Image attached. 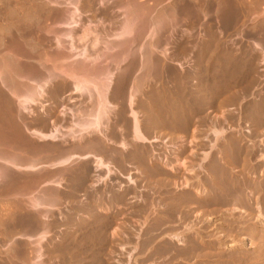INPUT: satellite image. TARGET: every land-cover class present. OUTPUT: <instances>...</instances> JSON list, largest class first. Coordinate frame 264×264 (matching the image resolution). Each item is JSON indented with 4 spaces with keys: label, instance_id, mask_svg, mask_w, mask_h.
I'll use <instances>...</instances> for the list:
<instances>
[{
    "label": "rangeland",
    "instance_id": "374dc122",
    "mask_svg": "<svg viewBox=\"0 0 264 264\" xmlns=\"http://www.w3.org/2000/svg\"><path fill=\"white\" fill-rule=\"evenodd\" d=\"M75 10L76 24L70 20ZM129 13L134 15L135 24L131 38L119 42L116 53L107 50L94 67L82 66L99 75L113 66V61H119L117 57L136 50L150 20L159 21L151 39L144 40L145 45L155 42L152 57L159 60V65L151 70L148 81L145 69L133 71L135 74L131 71L129 78L146 80L133 109L139 112L142 129L147 130L145 136L158 137L160 143L131 141L126 126H129L127 109L120 106L124 103L118 95V101L112 102L115 105L120 101L116 106L120 108L121 118L115 125L123 126L122 135L128 148L125 151L117 146L113 149V145L108 148L113 150L110 152L116 151L117 159L112 163L117 171L124 177L129 175L135 181L133 185L115 174L111 183L92 188L96 182L88 177L91 173L80 183L65 173L74 167L50 170L47 165L42 166L45 173L66 174L59 189L62 199L59 215L53 211L54 218L60 216L61 221L43 222L60 223L62 229L52 227L53 236L46 254H50L49 260L45 258L43 264H264V226H260L264 219V0H0V43L7 45L6 51L20 56L23 44L18 40L19 35L38 25V46L40 52L47 53L43 55L42 65L51 70L54 58L58 62L63 58L67 70L75 61L70 58L84 47L83 41L87 40L86 47L91 45V36H96L98 41L116 43L114 35L125 20L123 14L130 18ZM68 32L77 50L73 55L68 50L70 40L62 38ZM56 37H61L59 46L53 42ZM78 58L74 59L80 61ZM19 63L27 75H45L36 63ZM125 68L126 64H120L116 78L125 75ZM55 72L58 75L55 87L49 89L38 105L30 107L31 114L23 119L30 129H37L36 120L43 116L51 121L50 127L54 121L64 132L70 123V112L76 109L79 112L87 106L85 98L80 99L69 89L71 80L65 73ZM130 80L125 87L131 85ZM32 82L30 86L34 85ZM11 100L16 103L15 99ZM217 129L223 133L213 138L211 132ZM116 139L117 144L119 138ZM179 164L187 167L185 171ZM184 177L190 187L178 190L177 184ZM46 188L55 190L53 186ZM33 189L37 190L38 186ZM33 189H26L24 197L19 196L17 202L12 199L13 204L8 201L10 194L0 190L3 193L0 194V264H6V260L8 264H38L34 257H25L29 241L19 238L21 231L8 236L4 233L5 223L11 219L12 223L18 222L22 219L20 215L25 218L32 211L26 202ZM16 204L19 209L12 207ZM234 207L238 210L232 211ZM186 224L196 230L182 234V246L165 236L182 233ZM57 239L67 245L65 252L58 253L59 257L53 250L50 252ZM231 243L238 246L224 248ZM9 244L23 250L19 251L20 259L18 256L17 260L11 259L7 252Z\"/></svg>",
    "mask_w": 264,
    "mask_h": 264
},
{
    "label": "bare ground",
    "instance_id": "6f19581e",
    "mask_svg": "<svg viewBox=\"0 0 264 264\" xmlns=\"http://www.w3.org/2000/svg\"><path fill=\"white\" fill-rule=\"evenodd\" d=\"M77 2H78V0H77ZM76 5L77 4L75 2L74 7ZM76 7H75V9H76ZM128 10H126V11H128ZM75 11L71 15L70 20H71V23L74 22L76 24L75 13H77V11L76 12ZM133 11H131V12L133 13ZM124 14H123V16L125 17V20L123 19L124 21L119 25L118 31L114 35V39H116V43H113L112 41H111V43H110V41L109 42L108 41H98V38L93 35V36H91V38L93 37L92 38L93 42L91 41V43H90L91 45L86 47L87 40L85 42V40L83 41L81 39V41H83L85 43V45L77 53H79L78 55H79V58H81L82 62H81V60L80 61L79 60L74 61V58L75 57L78 58V55L76 54V51H77L76 47H74V43H73L74 40H72V39H71L72 41L70 40V38L72 36H70L69 34L71 32L70 33L68 32L67 35H65L63 37L61 36L62 38H68L70 40V43L68 44L69 45L68 50L70 52V55L76 54L75 57L73 56V58H70V59H73L70 61H72V62L74 61V63H72V67H70L71 65L69 66L70 67V68H68L69 70L67 68H65L67 70H64L63 65H65L64 64L65 59H63V58H62L63 62L61 60H60V62H58L59 60H56V58H54V60L52 62L50 60H48L52 63L53 68L51 70H48V69L46 70V68L43 67L44 64L42 65L41 60L44 62L43 55H45L47 53H42V52L40 53L41 47L38 46L39 42H37L38 41L37 38H39V36H40L39 35L40 28L38 25L34 26L32 29L30 28V30L28 29L29 31L26 30V33H22L19 35L18 40L21 41L20 43L23 44V46H22L23 51L21 50L22 51V52L20 51L21 53L18 51L19 55L21 54L20 56L11 53V51L9 52V50L6 51V49L8 48L7 45L5 46L3 42L0 43V51H1V53H0V148L2 147V148L7 149V151H4L5 149L0 150V190L10 194V196L8 197V199H10V200H8V201H10L11 204H13L12 199L17 202L18 199H21L19 196H21L26 189L30 188V190H31L34 187L38 186L37 190L33 189L34 191H31L30 192L31 194L29 193L30 195L27 197L28 202H26L27 206L34 212H32V211H31L32 213L27 212L28 214L26 215L25 218H23L24 216L21 217V215H20V214H23L22 210H20L22 213L18 210L19 209L17 206L18 203L15 206L12 205V207L17 206V208H18L17 210L20 212V214H19L20 218H22V219H19L18 218L19 215H18L17 216V218L19 219L18 222L12 223V222H10L12 220L11 219V220H9V223L8 222L5 223V225H4V231L5 232L4 233L8 236V234L11 235V233L13 231H15V233L21 231V234H20L21 236L20 237L18 236V237L21 239H25V240L29 241V243L27 244V248L25 249V251H27V256H25V257L27 259L34 257L33 261L35 263L43 264V262H44L43 260L45 258H47V259L49 258L50 254L49 255H46V254L49 251L48 246H49V244H51V241L49 239L52 238V236H53V234L50 232L52 230V227L55 229H58V231L62 230L61 227L59 228L60 223L59 224L51 223L49 225H46V223L49 220H54V219L60 220V216L59 217L56 216L54 218L53 211H56L57 215H59L58 213L60 212L59 209H60V204L62 201L61 195H60L61 192L59 193V189H61V183L64 179L62 177H64V175L67 174L69 177H71L75 181H80V183L81 182L83 183L86 181V180H83V177L85 175L87 176V174L91 173V175H88V177H90L94 182H96V184H94L92 186L90 185L92 188L93 187L96 188L97 186L103 185L106 183H108V184L111 183L112 182L111 177L114 176L115 174H119L121 177H123L129 183L130 186L133 185V183L135 182L132 180V178L129 175H126L124 177L123 175H121L117 171L118 170V169H116L117 166H114L112 163V161L117 159L116 158L117 156L115 155L116 151L110 152L112 149L108 148L111 145L115 146L114 148L112 147L113 149H115L117 146L118 148H121L122 151H125L128 148L127 142L124 140V137L122 135V130H123L122 127L123 126L122 125L121 126L115 125V124H117L116 123L117 121H120L119 118H121V117H119L120 113L118 112V110L120 108H118L117 107L118 105L116 106V104H119V102L122 101V103H124V104L120 103L121 104L120 106L125 105L124 108L127 109V115L126 116H127L128 120L127 119L126 120L129 121V126H128V124L126 126L129 127V129H127V130L130 131V134H131L130 136L132 139L131 141H133L135 143L148 144V145L149 144L153 145L154 143H157L160 141L158 137L154 136L153 138L151 137V139H148L145 136L146 133L144 134V131L146 129L145 130L142 129L143 128L142 124H141L142 121H140L139 115H138L139 112L137 114L134 111V109L136 108L135 106L137 105L136 104V102H137L136 98L140 96V93H142L141 91L143 89V86L146 85L144 83V81H146V80H144V78L143 79H132V81L130 80L131 71H132V74H135V73H133V71L138 72V71L145 69L144 70L145 77L147 78V76L150 75L151 70L155 69L156 66L159 65L158 64L159 60H156L152 57V52H153L152 49L155 48V45H156L155 42L154 43L149 42L147 45L144 44L145 38L147 39V37H148L151 39L152 35H154V33L158 30L159 21L150 20L149 25H148V29H147V33H146L144 39H142L143 41L141 42V40H140L141 43L138 41L139 42V43L137 42L138 47L136 48V50L133 49L135 52L134 51H130V52L128 51L127 53H123L122 56L120 55L119 57H117V58H119V61L115 60V63L113 61V66L111 64L112 67L110 66V67L106 68L99 75L88 72L86 70V68L82 66V64H88L89 65L88 67H90V68L94 67L95 64H97L99 61H101V59L104 57V54L107 50H109V49L114 50L111 53H113V52L116 53L118 51L119 42L124 41L125 38H131L129 36H131V33L133 32V29L135 28L134 27V25H135L134 24V15L129 13V14H131V17H130V15H128L130 17V18H128V17H126L127 15L125 14L126 15L125 16ZM226 20H228V19H226ZM225 23L228 24L229 20L227 22L225 21ZM61 37H56V39L53 41L58 46H59V44L61 45V41H60ZM83 37L84 36H82L81 38H83ZM85 38H86V36H85ZM9 40H12V38L10 37ZM77 41H78V39H77ZM133 43H135V42H133ZM87 44H89V42ZM134 45H132L133 48H134ZM259 50H261V49H259ZM47 56L48 55H46V57ZM69 56H68V59H69ZM57 58H59V57H57ZM262 58H263V56H262ZM20 61H23L26 63L27 62H30V63L31 62H37L36 65L38 64L43 69L45 75L40 76L38 74L36 75V73H35V75L34 74L32 75L30 73L31 75L29 74L30 75V77H29V75H27L25 69H23L19 66ZM66 61H67V59H66ZM68 61L66 63H68ZM120 64L121 65L126 64L125 72H123L125 75L118 76V78H116L117 69H119ZM57 66H59V67H57ZM55 71H59V73H61V72L65 73L64 75L68 77V80L69 79L71 80L69 83V86H68L69 89H71V91L73 90L74 94H77L80 97V99H81V97L85 98L86 101L84 100V103L86 102L87 106L85 107V109H83L84 106L83 107L81 106L83 110L79 109L80 110V111L78 110L79 112H77V109H76L75 112H77V113L72 112L70 110L71 111L70 112L71 113L70 123L68 124L69 126L65 128L64 132H63V130H60L59 127L57 128V126L54 124L55 123L54 121H52V124L50 127L49 124L51 123V121L49 122L48 121L49 119H47L46 117H43V116L42 117L40 116L36 120L38 123L35 121L39 127L37 129L36 128L30 129L28 127L29 124H26L25 121H23V119L25 117H28L27 115L31 114L30 107L38 105L42 100L45 99V96L47 95V93L50 92L49 89L51 87H55L53 84L58 79V75L56 74ZM62 73H61V75H62ZM173 75H174V73H173ZM129 76H130V78H129ZM127 78L131 81V85L129 84L127 87H125L128 84L127 82H129ZM30 80L33 81L32 83L34 85L30 86L31 83L29 85ZM148 80L149 79L147 78V81ZM26 82H27V84H25ZM67 84L65 83V85H67ZM52 89L55 90V88H52ZM144 89H145V87H144ZM124 90H125V93L127 91L126 94L124 93ZM122 93L125 95H122ZM118 95H120L121 97ZM124 96H125V100H124ZM119 97H120V101L114 105L113 104L115 102L114 100L117 99L116 101H118ZM11 98L15 99V102H16L15 104H14V101L11 100ZM138 103H139V101H138ZM140 104H138V105H140ZM142 108H144V107H142ZM149 111L147 110L146 112H149ZM155 113H157V112H155ZM146 115H148V113ZM37 116H39V115H37ZM124 116H123V118H124ZM126 116H125V118H126ZM260 116H261V114H260ZM255 117L253 119H255ZM148 118L150 120H152L150 117H148ZM122 120H124V119H122ZM149 122L150 121H148V123ZM165 122H167V121L165 120ZM158 125H160V124H158ZM162 126H164V123ZM212 126H216V125L215 124L213 125V123H212ZM214 129H216V128H214ZM124 131L125 130H123V132ZM149 131L152 132V130H148V133H149ZM154 133H156V132H154ZM211 133L214 136L213 138H218L223 133V131L222 130L218 131V129H217V130H213ZM116 138H119V141L117 144L114 141V140H117ZM48 142H50L51 144H49V145L43 144L42 146L37 144V143H48ZM56 143H59V144L56 145ZM205 155H206V153H205ZM118 156H120V158L123 157L122 155H118ZM204 160H205V158L203 159V161ZM75 161H81L82 163L80 162L81 164L77 165V163H79V162H75ZM262 161L264 163V154L262 156ZM1 162L4 163L3 166L1 165L2 164ZM116 162H119V160ZM152 162H153V160H152ZM137 164H139V162ZM44 165H47L50 168V170H54L55 168L58 169V168H62V167L64 169H67V170L71 169L72 167H74V168H72L71 170L65 171L66 174L64 172H60V173L58 172V174H56V173H45L42 171V169H43L42 166H44ZM149 165H148V168H149ZM179 165H180V168L184 169V171L187 168L183 164H179ZM120 166L122 167L121 164H120ZM155 173H158V172H155ZM85 179H86V177H85ZM40 183H43V184L41 185ZM39 184L41 186H39ZM47 186H53L55 188V190L51 189L49 191L46 188ZM189 187H190V182L185 177L182 179V181L179 185L177 184L178 190L184 191L185 189H188ZM7 193H5V194H7ZM0 194H3V193L0 192ZM197 195L202 196V193L197 192ZM218 197H220V196H218ZM233 199H234V196H233ZM16 202H14V203H16ZM11 204H10V206H11ZM20 206H22V204ZM89 206H90V204H89ZM20 208H22V207H20ZM86 208H88V205ZM14 209H15L14 211L16 212V208H14ZM257 209H259V207H257ZM233 210H238V209L234 207L232 209V211ZM235 212H237V211H235ZM241 213H244V211ZM11 214H12V212H11ZM23 215H25V214H23ZM196 218L198 220L197 215H196ZM157 219H159V218H157ZM258 219H260V218H258ZM45 220H47V221H45ZM43 222H46V223H43ZM187 224L183 228L182 233L180 232L177 234L176 233L172 234L169 232L170 234L165 235V236L169 237V240L174 241L175 243L177 242V244L182 246L183 236L190 230H192L193 232H194V230H196V229L193 230V228L191 229L192 226H189ZM192 225H194V224H192ZM260 226H264V219L260 222ZM182 234H184V235H182ZM196 234L199 235L198 233H196ZM59 240L57 239L56 242L54 241L55 244L53 243L54 245L50 249V252H51V250L54 251L55 256H57V254L60 252L62 253V252L66 251L67 245L62 244L63 242L61 243V241H59ZM49 241H50V243H49ZM32 242H34V243H32ZM235 243H231L230 245H228L227 247H224V248L233 249V248L238 246V244H235ZM9 245L11 246V244H9ZM11 247L7 252L9 253L10 257H12L11 258L12 260L13 259L17 260V256L19 254V251H21V250L18 249V247L16 248V245L14 247L13 246H11ZM22 254H24V253H22ZM59 256L60 255L58 254V257ZM20 257L18 259H20ZM55 258H57V257H55ZM22 259H23L22 261L25 262L24 258H22ZM30 260H32V259H30ZM26 261L30 262L28 260H26ZM6 264H8V263L6 262Z\"/></svg>",
    "mask_w": 264,
    "mask_h": 264
},
{
    "label": "flooded vegetation",
    "instance_id": "af4514ba",
    "mask_svg": "<svg viewBox=\"0 0 264 264\" xmlns=\"http://www.w3.org/2000/svg\"><path fill=\"white\" fill-rule=\"evenodd\" d=\"M40 50H41V48H40ZM40 53H41V52H40ZM42 53H43V52H42ZM74 60H75V59H74ZM75 61H77V60H75ZM100 62H101V61H100ZM100 62H99V63H100ZM27 63H30V62H27ZM31 63H37V62H31ZM97 64H98V63H97ZM43 67H44V66H43ZM44 68H45V67H44ZM46 70H47V69H46ZM54 84H55V82H54ZM49 91H50V90H49ZM48 93H49V92H48ZM48 93H47V95H48ZM47 95H46V96H47ZM63 183H64V182H63ZM62 189H63V188H62ZM64 190H65V189H64ZM6 261L8 262V260H6ZM6 261H5V262H6Z\"/></svg>",
    "mask_w": 264,
    "mask_h": 264
}]
</instances>
